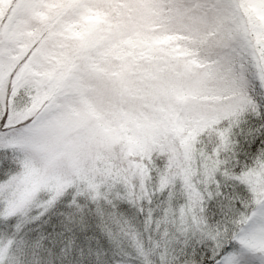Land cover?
I'll return each mask as SVG.
<instances>
[{"label": "snow or ice", "instance_id": "1", "mask_svg": "<svg viewBox=\"0 0 264 264\" xmlns=\"http://www.w3.org/2000/svg\"><path fill=\"white\" fill-rule=\"evenodd\" d=\"M0 264H264V0H0Z\"/></svg>", "mask_w": 264, "mask_h": 264}]
</instances>
